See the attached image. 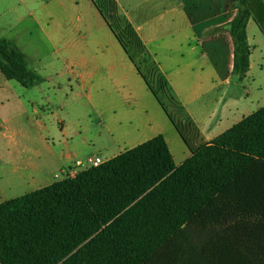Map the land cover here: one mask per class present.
<instances>
[{"label":"trees","instance_id":"obj_1","mask_svg":"<svg viewBox=\"0 0 264 264\" xmlns=\"http://www.w3.org/2000/svg\"><path fill=\"white\" fill-rule=\"evenodd\" d=\"M217 1L216 14L225 4ZM91 2L178 128L159 94L187 113L157 63L165 84L159 90L142 70L118 25L126 27L138 52L150 55L118 2ZM235 6L236 15L216 30L230 34L231 76L242 80L251 65L252 13L249 0ZM0 71L25 88L42 82L20 47L4 38ZM0 264H264V106L179 166L158 135L97 167L0 203Z\"/></svg>","mask_w":264,"mask_h":264},{"label":"crops","instance_id":"obj_2","mask_svg":"<svg viewBox=\"0 0 264 264\" xmlns=\"http://www.w3.org/2000/svg\"><path fill=\"white\" fill-rule=\"evenodd\" d=\"M16 1L18 6L29 9V18L40 31L42 43L34 38H29V43L35 49L46 44L52 47V54L60 57L64 69L74 77L78 89L85 94V102L82 104L85 107L91 106L99 110L101 129L97 145L99 149L111 155V158L102 161L106 162L118 156L116 152L121 147L120 144L126 145V142L138 139L141 136V130L143 132L144 129L141 126L121 123L115 106L112 104L110 109V102L103 94L98 93L99 88L91 81L92 76L87 73L86 68L85 49L90 43L88 37H93L94 33L89 26L88 17L83 16L81 12H77L75 17H67V9L63 6L60 7V12L63 14L57 21H54L52 18H46L51 9L48 3H41L38 9L30 10L35 4H40V0ZM116 1L122 7L121 2L125 0ZM126 1L128 5L125 11L126 17L146 46L148 54L158 64L172 94L187 113V118L182 121V125L188 133V140L174 124L170 128L162 126L156 135L124 149L123 153L158 135H163L176 165L179 166L200 146L210 143L243 118L255 112L250 109V92L245 89V84L251 79V72L254 68V51L261 42V36H264V26L258 24L253 16L248 23V37L252 51L251 65L246 77L238 80L231 76L234 52L232 38L226 30H216L232 20V18L227 20L221 17L222 14H216L214 9L221 5L220 3L214 0H203V14L199 18H189L185 17L184 6L182 4L181 7L179 6V0ZM261 1L264 4V0ZM91 4L93 5L92 2ZM16 20H18L16 23H21L23 18L19 17ZM262 22L264 25V18ZM75 25L77 28H84L85 32L90 35L82 36L81 43L76 45L67 42L69 29ZM13 29L7 31L6 35L1 38L14 41L26 54L28 68L38 74L30 67L28 53ZM101 31H103L102 28ZM134 70L137 71L136 67ZM4 78L0 71L1 108L9 102L6 89L8 83L4 81L6 79ZM41 78L42 82L29 88L36 87L44 92L40 86L47 80ZM139 78L145 83L140 74ZM99 85L101 86L100 83ZM105 107H109L111 111ZM42 109L45 112V106ZM37 122L40 129L39 141L44 144L49 155H53L54 161H50L49 157L43 162L32 161L30 153L40 156V150L33 152L23 145L20 149L19 141L17 142L15 135L10 133L7 121L0 116V141H3L9 150L15 148L18 151L15 155L10 153L7 160L0 162V203L55 183L51 179V172L53 167L58 166V156L44 134L46 131L49 132L48 126L44 122ZM61 124L63 125L61 129L63 137H70L69 127L64 123ZM92 141L88 139L87 143ZM68 143L67 140L65 144L68 145ZM60 157L68 160L71 155ZM77 163L75 167L69 168L67 172L69 176H74L87 168L77 167ZM77 168L82 169L77 171ZM62 172L64 173V169Z\"/></svg>","mask_w":264,"mask_h":264},{"label":"rangeland","instance_id":"obj_3","mask_svg":"<svg viewBox=\"0 0 264 264\" xmlns=\"http://www.w3.org/2000/svg\"><path fill=\"white\" fill-rule=\"evenodd\" d=\"M236 1L225 0L224 7H221L222 11L218 14H222L221 17L227 20L233 18L237 13ZM41 3H48L51 6L50 14H47L46 18H52L54 21H57L63 14L60 12V7L63 6L67 9V17H75L77 12L88 17L89 26L94 36L88 37L90 43L85 49L87 73L92 76L91 81L99 88L98 93L103 94L105 99L110 102V109L112 104L115 106L121 123L141 126L144 129L143 132L141 130V136L138 139L126 142V145L120 144L121 147L117 148L116 153L122 154L124 149L156 135L162 126L170 128L173 125L154 94L139 78L133 63L90 0H40V4H35L30 10L38 9ZM181 4L184 6L185 17L199 18L203 14V0H179L180 7ZM121 5L122 7L119 5L120 12L126 15L127 1H122ZM89 9H91L90 12ZM249 9L258 24L264 26L262 22L264 18L263 2L249 0ZM28 10L24 6H18L16 0H0V38L5 36L7 31L15 28L13 31L18 34V39L28 53L30 67L47 82L40 86L44 91L42 92L39 88L26 89L17 81H9L4 78V81L8 83L6 89L9 102L5 103L4 108L0 107V116L7 121L10 133L15 135L17 142L19 141L20 149L23 148V145L33 152L40 150V156L30 153L32 161L36 162H43L47 157L50 161H54L53 155H49V151L39 141L40 129L37 121L44 122L48 126L49 132L46 131L44 134L58 156V166L52 168L51 179L53 182H57L65 179L68 176L69 168L75 167L78 161H82L86 167L85 164L89 157H100L105 161L111 158V155L99 149L97 145L101 129L99 110L91 106L85 107L82 104L85 102V94L78 89L74 77L64 69L60 57L52 54V47L46 44L35 49L29 43V38L42 42L40 31L29 18ZM19 17L23 18V21L16 23L18 21L16 18ZM118 28L126 42L131 44L130 48L135 53L142 70H145L149 75L155 87L159 90V85L165 86L156 61L151 56L137 51L135 43L124 25H118ZM85 34L89 35L84 28H77V25L72 26L69 29V35L67 34L69 38L67 42L75 45L80 44V39ZM261 37V42L254 51V68L251 72V79L245 84V89L250 92L249 106L252 111H257L264 106V36ZM159 97L176 118L177 130L187 139L188 133L182 125L186 115L176 104L171 102L173 105L171 106L168 97H163L161 94ZM43 106H45V112H43ZM108 108L105 107V109ZM110 109L108 110L111 111ZM61 123L69 127L70 137H63ZM29 136L30 138H28ZM88 139L93 141L87 143ZM67 140L69 141L68 145L65 144ZM8 148L3 141H0V157L2 158L0 162L2 163L8 159L10 153L15 155L18 152L15 148L10 150ZM61 155H71V158L65 160L60 157ZM82 168L76 170L80 171Z\"/></svg>","mask_w":264,"mask_h":264},{"label":"built area","instance_id":"obj_4","mask_svg":"<svg viewBox=\"0 0 264 264\" xmlns=\"http://www.w3.org/2000/svg\"><path fill=\"white\" fill-rule=\"evenodd\" d=\"M104 162L102 161V159L100 158V157H96V158H89L88 160H87V162H86V164H85V166L87 167V168H90V167H97V166H99V165H101V164H103ZM82 166H84V163H80V162H78L77 163V167H82ZM86 168V169H87ZM70 175V174H69ZM68 175V176H69ZM76 175V174H75ZM74 175V176H75ZM69 177H73V176H69Z\"/></svg>","mask_w":264,"mask_h":264}]
</instances>
